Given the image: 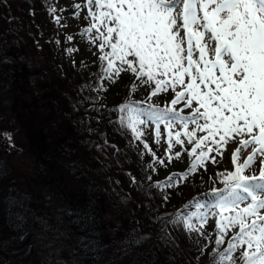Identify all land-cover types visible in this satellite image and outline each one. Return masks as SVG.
Wrapping results in <instances>:
<instances>
[{"label": "trees", "instance_id": "16d2710c", "mask_svg": "<svg viewBox=\"0 0 264 264\" xmlns=\"http://www.w3.org/2000/svg\"><path fill=\"white\" fill-rule=\"evenodd\" d=\"M54 2L0 0V128L9 125L25 139L37 177L33 189L21 187L0 146L6 164L0 169V264H209L214 220L205 227L211 241L166 221L182 210L195 213L196 201L214 202L212 190L224 187L218 173L234 165L208 162L207 170L198 168L179 186L154 187L187 171L194 157L185 149L194 145L174 146L173 152L185 151L186 158L169 163L167 145L144 132L142 140L166 165L148 167L154 158L119 124L122 114L116 109L129 100L146 101L151 90L141 85L131 92L130 85L139 81L121 73L97 91V44L95 61L79 67L68 60L67 48L58 53L57 25L48 11ZM79 3L87 18L84 30L90 18L86 0ZM172 98L169 91L151 102L164 106Z\"/></svg>", "mask_w": 264, "mask_h": 264}, {"label": "snow or ice", "instance_id": "6c2138e0", "mask_svg": "<svg viewBox=\"0 0 264 264\" xmlns=\"http://www.w3.org/2000/svg\"><path fill=\"white\" fill-rule=\"evenodd\" d=\"M85 6L90 24L81 35L91 36L100 52L97 91L121 73L139 81L130 85L131 92L141 85L151 90L146 101L129 100L116 109L122 114L119 124L154 158L148 167L155 171L154 164L166 165L142 140L146 126H155L157 144L161 126L167 130L169 163L181 156L174 146L194 145L185 149L194 157L187 171L153 186H179L230 152L234 170L218 173L224 187L212 190L214 202L196 201L195 213L182 210L166 222L211 241L205 227L214 220L209 264H264V0H86ZM73 7L79 17L82 4ZM48 11L61 23L54 5ZM74 51L66 49L69 55ZM169 91L168 104L151 102ZM143 103L146 108L137 106ZM185 108L190 114H182ZM0 138L14 147L10 133Z\"/></svg>", "mask_w": 264, "mask_h": 264}, {"label": "rangeland", "instance_id": "374dc122", "mask_svg": "<svg viewBox=\"0 0 264 264\" xmlns=\"http://www.w3.org/2000/svg\"><path fill=\"white\" fill-rule=\"evenodd\" d=\"M75 3H79V0H55L53 5L55 8L60 7L61 14L59 16L63 17V19L59 24L56 23L55 20V24L57 25V27L54 31V34L57 39L60 38L59 43L56 44V50L58 51V53L60 50H64L66 48H73L78 50L74 51L71 55L67 53V58L71 63H73V60H75L74 65L76 67H79L82 62L87 64L89 62L95 61L96 44L91 42L92 39L89 36L81 35L83 30H80V28H82V24L87 23V18L84 15L83 11H80L79 17L74 15L75 9L73 5ZM68 35L73 36V39L71 41H68L66 39ZM52 41L54 40L52 39ZM184 110L187 111V114H190L189 109L185 108ZM183 114L185 113L183 112ZM144 132L156 134L155 126L149 125L144 127ZM0 133H10L12 135L14 147L13 145L8 144L7 141L3 138H0V146L2 148V151L4 152L5 157L9 161V166L14 169V175L18 179V184L23 188L30 187L31 189H33L34 187H36L37 177L34 171V161L32 158V154L28 150L29 148L27 146V142L22 137L17 136L16 131L12 130L9 125L4 127L2 126V128H0ZM167 138V134H163L161 136L160 142L164 145H167L164 142V139L167 140ZM175 147L178 150L180 149L179 145H176ZM185 158L186 152L183 151L181 152V156L179 159H177V161L179 163H182ZM230 158V152H225L222 159H220L219 157L217 158L219 160L217 164L222 167L229 168L232 166ZM19 189L20 191H23L22 188L19 187ZM209 224H212V219L209 220Z\"/></svg>", "mask_w": 264, "mask_h": 264}]
</instances>
